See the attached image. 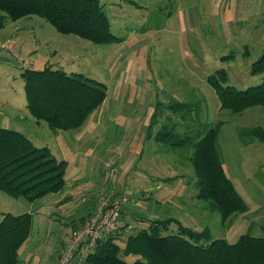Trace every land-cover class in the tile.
Instances as JSON below:
<instances>
[{
	"label": "rangeland",
	"instance_id": "rangeland-1",
	"mask_svg": "<svg viewBox=\"0 0 264 264\" xmlns=\"http://www.w3.org/2000/svg\"><path fill=\"white\" fill-rule=\"evenodd\" d=\"M152 1L142 0L144 8H139L122 0H101L111 32L124 39L108 45H95L73 35L59 34L37 16L8 20L0 30L1 108L13 113L15 124L20 119L23 133L32 136L37 147L49 146L53 151L54 147H60L64 158L71 159L70 168L75 166L79 170L78 184L67 191L65 188L64 196L101 187L105 190L101 201L109 195L120 199L124 191L135 193L137 186L131 179L137 180L140 169L154 168L153 175L164 179L162 184L169 191L160 202L150 199L144 208L136 207L134 214L143 213L142 219L144 212L156 213L163 220L176 218L186 227L195 231L208 229L214 239L224 238L229 243L236 242L244 233L264 237V144L245 134L256 127L264 129V108L250 107L239 113L221 110L219 99L207 82L217 70L224 69L228 84L236 89L259 84L261 76L249 73L259 52L238 31L236 35L208 28L201 0H182L186 24L171 0ZM244 43L249 45V54L243 56L239 51ZM231 53L235 57L221 59ZM45 67L82 74L105 85L103 104L89 116L80 131L53 132L29 115L21 73L24 69ZM173 103L196 104L199 113L182 120L180 113L167 107ZM218 122L221 126L217 147L223 168L248 207L246 212L238 213L224 224L216 210L196 198V178L189 159L191 148L174 149L169 139L155 138L163 128L183 134ZM77 133L81 134L80 144L75 140ZM56 134L60 136L58 141H55L58 136H51ZM74 144L81 146L80 150ZM99 154L114 162L109 170V184H96V181L105 182L107 177ZM126 196L127 202L133 199V195H129L130 199ZM59 197L49 194L32 203L0 192V214L39 215V240L33 248L28 245L29 236L21 247L22 264H49L56 254L55 264H58L73 232L93 213L76 221L62 218L64 214L57 219L52 215L41 216V206L55 199L59 201ZM121 215H125L122 209L120 219ZM121 222L123 225L124 220ZM170 227L177 229L174 223ZM69 228L73 230L63 245V232ZM119 229L118 224L115 233ZM133 230L135 234L136 228ZM30 253L32 259L28 258ZM86 257L78 264H87ZM125 260L130 262L133 257Z\"/></svg>",
	"mask_w": 264,
	"mask_h": 264
},
{
	"label": "trees",
	"instance_id": "trees-1",
	"mask_svg": "<svg viewBox=\"0 0 264 264\" xmlns=\"http://www.w3.org/2000/svg\"><path fill=\"white\" fill-rule=\"evenodd\" d=\"M30 16L43 19L59 34L73 35L95 45L124 41L111 32L101 0H0V30L8 20ZM249 73L261 76V82L243 90L228 84L224 69L208 77L221 110L239 113L250 107L264 108V48L251 63ZM21 77L29 115L53 132L80 131L106 98L105 85L82 74L45 67L24 69ZM167 107L180 113L182 120L199 113L196 104L173 103ZM220 126L218 122L183 134L163 128L155 138L169 139L174 149L191 148L196 198L216 210L224 224L248 207L223 168L217 147ZM245 134L264 144V129L256 127ZM66 167L67 161L58 160L47 147H37L17 130L0 128V192L30 202L60 193L65 186ZM173 223L177 229H171ZM31 228L29 213L0 214V264H21L19 250L28 240ZM117 238L114 233L98 241L86 263L264 264V237L244 233L229 243L224 238L214 239L208 229L195 231L175 218L151 221L146 229L130 235L124 246ZM129 256L133 257L130 262L125 260Z\"/></svg>",
	"mask_w": 264,
	"mask_h": 264
},
{
	"label": "crops",
	"instance_id": "crops-1",
	"mask_svg": "<svg viewBox=\"0 0 264 264\" xmlns=\"http://www.w3.org/2000/svg\"><path fill=\"white\" fill-rule=\"evenodd\" d=\"M122 1H126L128 4L130 3L139 8H144V3H142V0H122ZM149 2L152 3L153 1L149 0ZM171 2H173L174 7L176 8L175 10L176 13L182 14V18H183L182 21L184 22V24H186L185 13L182 10V7H183V5L181 4L182 0H171ZM201 2H202L201 7L203 10L202 12L204 14V19H205L204 23L208 28L222 29L224 30V32L228 31L236 35H237V31L240 34H244L248 44L252 45V48H256L257 51L259 52L258 57L260 56L264 48V0H201ZM248 44L244 43L243 48H241L239 51L243 56L249 54ZM231 55L235 57L234 53H231ZM231 55L223 56V57H226L227 59V57L230 58ZM223 57H221V59ZM14 124L15 122L13 121V113L4 112L0 104V128H4V129L14 128V130H17L23 133V129L20 127V119H19V123L17 122L15 124V127H14ZM89 125L91 126V122ZM31 126L33 128V125ZM23 134L27 137L29 136L25 133ZM51 136L52 138H56V136H58L55 139V141L56 140L58 141V138L60 137L59 134H56L55 136L54 135H51ZM31 137H28V138L31 139ZM75 137L78 138L75 140H77L78 144H80L81 134L77 133L75 134ZM31 141L34 142L32 139ZM41 147H44V146H41ZM45 147L49 148L50 151L53 153V155H55L58 159L67 161V170L65 171L64 189L66 188L65 190L67 191L70 189L69 187L72 188L74 187V184H78V181L80 180L78 179V177L80 176V172L78 169H76L75 166H72V168H70L71 159L70 158L65 159L64 155H62L60 151V147L58 146L54 147V151L49 146H45ZM73 147L74 148L77 147L78 149L76 148V150H80L81 148V146H75V144ZM140 153L143 154V151ZM98 156L103 157L101 154H99ZM103 162L105 163V166L102 169H105V171H107L106 172L107 177L105 179V182L99 183L100 181L98 182L96 181V184H109L110 182L109 170L111 166H113L114 162L111 160H108L106 157H103ZM140 170L142 172L140 173V176H137V180L133 181V179H131L133 184H136L137 186L135 193L130 194L129 191H124L123 193L120 194V196L128 195L129 199H130L129 195H133V199L131 198V201H128L122 204V213H125V215L124 216L121 215V219L119 218L118 224L120 226V229L118 233H116L118 237L117 242L121 246H124L127 238L130 235L134 234L133 232H135V230L133 229L136 228V233H137L139 230L146 229L149 226V223L151 221L161 220L156 215V213L152 214L153 212L151 213L144 212L145 216H144V219H142L143 213L142 215L134 214L135 208L136 207L144 208L145 205H148L147 203L149 202L150 199H153V201H156V202H160V200L164 199L163 195L167 194L169 191V189L164 188L165 184H162L164 179L162 180L161 177H157L153 175L152 170H155L154 168L152 169L148 168V170L147 169L145 170L144 168ZM99 172L101 174V167H100ZM149 182H153V184ZM64 189L62 190L61 193L55 194V195H61V197L57 198V199H60L59 201H56L55 199V200H52L51 203L46 202L45 205L41 206V209H39L42 211V212L40 211V214H42L41 216L44 217V216L52 215V217L57 219L58 217H60L61 214H64L65 217H62V218H66V219L70 218L69 220L71 221H76L77 219H82L86 216L88 217L93 212L97 204L101 201L102 195L104 194V191H105L101 187H94V189H90V190L87 189L78 194H72V195L66 194L64 196V193H63ZM150 215L152 216V218L149 217ZM35 218L36 220L34 222V227H33L34 229L31 228L30 238L28 240L30 241L28 245L29 246L33 245L32 246L33 248L36 246V242L39 240V229H40V223H41L39 221V215L32 214V221ZM122 219L124 220L123 225L121 222ZM132 221H136V223L133 222L131 224ZM70 230H73V229L69 228L66 230V232H63V241H62L63 245L67 242L68 238L70 237L69 235ZM34 242H35V245H34ZM32 253L29 254L28 258L30 259L33 258ZM56 255L54 256V258H52V260H50L49 264H55ZM19 258H20V254H19ZM28 258L27 260H29Z\"/></svg>",
	"mask_w": 264,
	"mask_h": 264
},
{
	"label": "built area",
	"instance_id": "built-area-1",
	"mask_svg": "<svg viewBox=\"0 0 264 264\" xmlns=\"http://www.w3.org/2000/svg\"><path fill=\"white\" fill-rule=\"evenodd\" d=\"M126 195L113 199L109 195L102 200L81 228L74 231L58 264H78L96 246L97 242L115 233Z\"/></svg>",
	"mask_w": 264,
	"mask_h": 264
}]
</instances>
